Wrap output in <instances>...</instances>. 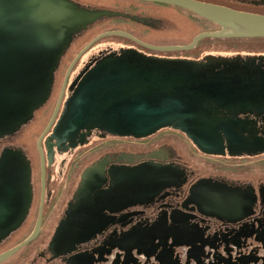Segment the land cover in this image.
Instances as JSON below:
<instances>
[{"label": "flooded vegetation", "instance_id": "1", "mask_svg": "<svg viewBox=\"0 0 264 264\" xmlns=\"http://www.w3.org/2000/svg\"><path fill=\"white\" fill-rule=\"evenodd\" d=\"M27 1L18 3L15 8L30 10L31 17H35L37 11H43L45 16L56 13L61 16L63 27L53 29L48 22L29 23L26 20L22 24L19 21L13 29L17 33L12 36L13 40L23 41L27 47L34 44V48L12 56L29 60L24 71L38 78L35 83H40L43 76L46 80L49 78L50 83L43 100L30 112L24 113L26 116L20 119L22 121L16 123L23 111L20 108L7 114L0 122V157L6 156L5 162L0 164V185L4 189L6 186L14 187L12 198H3L0 202L1 214L21 218L17 226L0 239V253L17 245L32 232L39 213L41 222L35 238L43 233L44 240L38 249L32 247L23 252V259L28 258V262L22 258L9 259L8 256L0 264H113L118 256L117 251L111 249V244L120 233L152 227L172 233L190 232L198 241L194 251L209 255L203 257L201 263L208 264L210 256L225 252L249 251L252 255H264V150L233 153L224 148L222 153H206L183 132L172 128L159 129L147 137L112 135L97 128L82 129L81 140H66L58 145L52 137L65 100L71 94V83L103 55L129 47L147 56L197 61L212 54H204L200 58L165 55L169 52L148 50L126 38L133 43L105 46L84 57L101 37L70 66L84 47L70 56L72 46L96 23L105 19H122L142 27H152L155 26L151 23L153 19L131 11L98 8L118 15L102 16L87 24L73 35L65 48L58 51L61 47L59 34L64 32L68 11L66 1ZM238 1L264 5V0ZM236 56L253 58L249 69L264 71V53H236L222 57ZM15 74L19 80L25 77L23 79L30 80L29 83L34 82L29 76H23L21 71ZM49 74L51 76L47 77ZM58 78L59 84L55 88ZM238 117L250 123V136L255 145L263 149L264 111L239 114ZM11 171L15 177H11ZM21 176H25L22 183L28 200L20 197L18 177ZM85 177H88L85 186L81 194H77ZM216 198L230 204L234 211H217L213 202ZM25 201H28L27 206ZM71 217L87 219L86 225H81V230L76 231L82 236L97 221L102 226L101 232L82 242H76L75 238L79 236L65 237L64 241L54 240L60 222ZM32 218L33 222L30 221ZM71 230L72 226L68 225L65 232ZM16 233L21 235L9 245ZM175 240L188 239L178 235ZM189 248L186 245L166 247V253H171L170 263L166 258V264H196L188 259L193 251ZM131 260L126 264H159L152 256L147 258L141 254Z\"/></svg>", "mask_w": 264, "mask_h": 264}, {"label": "water", "instance_id": "2", "mask_svg": "<svg viewBox=\"0 0 264 264\" xmlns=\"http://www.w3.org/2000/svg\"><path fill=\"white\" fill-rule=\"evenodd\" d=\"M65 1L68 11L64 32L59 34L61 47L58 51L65 48L73 35L87 24L102 16L118 15L110 10L89 9L72 1ZM134 1L178 7L218 25L219 29L198 32L184 45H156L142 42L122 30L101 31L84 45L70 66L92 43L108 35L123 36L144 48L159 52H185L204 38H264V14L257 12L204 0ZM23 2L28 1L0 0V122L7 114L20 108L23 111L16 123L22 121L26 116L24 113L30 112L43 100L50 83V79L46 80L45 76L40 83H35L38 78L29 76L24 71L29 60L12 56L34 48V44L27 47L23 41L13 40L12 36L17 34L13 30L15 25L27 20L29 23L48 22L53 29L60 30L63 27L61 16L56 13L45 16L43 11H37V15L31 17L30 10L15 8L18 3ZM253 60L213 54L200 61L163 58L147 56L130 47L120 49L118 53H107L71 83V94L65 100L52 130V137L57 140L58 145L66 140H81L82 129L97 128L112 135L147 137L159 129L172 128L183 132L199 150L206 153H222L224 148L233 153H256L259 149L264 150L258 148L250 136V123L238 117L239 114L264 111V71L250 70ZM19 71L34 82L29 83L30 80L23 79L25 77L19 80L15 74ZM49 76L51 75L47 77ZM3 155L0 157V164L5 162L6 156ZM10 175L15 177L14 171ZM18 178L21 182L20 197L28 200L22 183L25 176ZM87 178L85 177L77 194H81ZM1 186L0 202L3 198H12L14 187L6 186L4 189ZM222 201L217 198L213 201L217 211H234L230 204ZM25 202L27 206L28 201ZM1 211L0 208V239L21 221V218L13 215H2ZM86 220L76 217L62 220L56 229L54 240L81 237L82 234L76 231L81 225H86ZM40 222L39 213L32 232L17 245L0 253V261L34 239L39 232ZM68 225L73 230L65 232ZM101 227L100 221H97L93 228L83 233L82 239L75 238L76 242L96 236L101 232ZM178 235L188 240H175ZM197 243L196 237L186 231L172 233L166 229L160 230V227L125 231L111 244V249L116 250L118 256L113 264L129 263L140 254L147 258L152 256L159 264H166V258L170 263L171 253L167 254L165 248L179 245L193 249L188 259L196 264H205L201 263V259L209 255L194 251L193 247ZM208 261V264H264V255H252L249 251H237L234 254L225 252L210 256Z\"/></svg>", "mask_w": 264, "mask_h": 264}, {"label": "rangeland", "instance_id": "3", "mask_svg": "<svg viewBox=\"0 0 264 264\" xmlns=\"http://www.w3.org/2000/svg\"><path fill=\"white\" fill-rule=\"evenodd\" d=\"M77 3H81L83 6L90 8H109L118 9L124 11H131L137 14L146 15L153 19L151 23H155L152 27H142L139 24L131 23L122 19H105L92 26L79 40L76 42L70 52V56L74 55L80 50L88 41L96 34L106 30H125L140 38L146 43L162 44V45H184L189 43L193 36L201 31L217 30L218 27L212 23H209L198 16H195L188 11L181 10L179 8L160 5L150 2H136L129 0H75ZM210 2L224 4L229 7H233L239 10H246L251 12H257L264 14V5H254L249 2H242L238 0H209ZM133 42L123 38L119 35H108L100 40L84 54L86 57L91 52L104 48L105 46L118 47L121 44L131 45ZM147 49V48H146ZM150 50V49H148ZM147 50V51H148ZM161 53V52H160ZM236 53H264V38L257 39H202L200 40L194 49L188 51H173L164 53L165 55L172 56H186L200 58L204 54H214L218 56H229ZM60 77V76H59ZM59 79L55 83V88L59 84ZM37 133V132H36ZM36 135V134H35ZM34 135V136H35ZM18 139V138H16ZM34 139H32V142ZM17 144V143H15ZM254 161V159H252ZM247 161L241 160L240 162ZM264 167V166H263ZM31 222L34 218L30 219ZM21 233H16L14 239L9 243L11 245L13 241H17ZM44 240V235L35 238L29 245L24 246L14 255H10L9 259L19 258L23 259V252L28 248H39ZM28 262V258H25ZM25 261V262H26ZM29 264V263H28Z\"/></svg>", "mask_w": 264, "mask_h": 264}]
</instances>
